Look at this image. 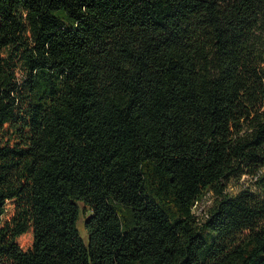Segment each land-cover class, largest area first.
Here are the masks:
<instances>
[{
    "label": "trees",
    "instance_id": "obj_1",
    "mask_svg": "<svg viewBox=\"0 0 264 264\" xmlns=\"http://www.w3.org/2000/svg\"><path fill=\"white\" fill-rule=\"evenodd\" d=\"M0 264H264V0H0Z\"/></svg>",
    "mask_w": 264,
    "mask_h": 264
},
{
    "label": "rangeland",
    "instance_id": "obj_2",
    "mask_svg": "<svg viewBox=\"0 0 264 264\" xmlns=\"http://www.w3.org/2000/svg\"><path fill=\"white\" fill-rule=\"evenodd\" d=\"M254 190H256V187L253 185L252 180L245 176L240 179H235V178L230 179L227 186V192L231 194H237L242 191H254ZM211 198L212 195L208 194L206 198L194 208L195 216L199 221H202L203 218L205 217V212L208 206L210 205ZM80 207L82 208L83 205L80 204ZM87 215L88 214H81L76 221L77 230L79 232L81 239L85 244L87 243L88 236H87V232L83 228V221ZM21 242L26 244L28 242V238L27 237L22 238Z\"/></svg>",
    "mask_w": 264,
    "mask_h": 264
}]
</instances>
